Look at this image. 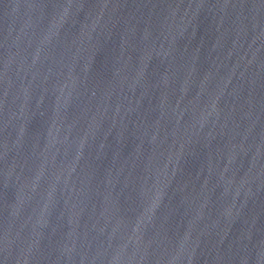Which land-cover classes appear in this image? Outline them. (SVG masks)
I'll return each instance as SVG.
<instances>
[{
    "label": "water",
    "instance_id": "water-1",
    "mask_svg": "<svg viewBox=\"0 0 264 264\" xmlns=\"http://www.w3.org/2000/svg\"><path fill=\"white\" fill-rule=\"evenodd\" d=\"M0 264H264V0H0Z\"/></svg>",
    "mask_w": 264,
    "mask_h": 264
}]
</instances>
